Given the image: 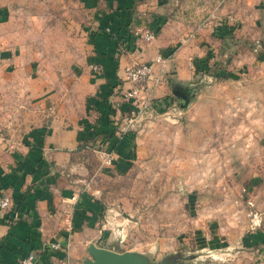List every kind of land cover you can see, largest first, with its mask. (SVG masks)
Returning a JSON list of instances; mask_svg holds the SVG:
<instances>
[{"label": "rangeland", "instance_id": "obj_1", "mask_svg": "<svg viewBox=\"0 0 264 264\" xmlns=\"http://www.w3.org/2000/svg\"><path fill=\"white\" fill-rule=\"evenodd\" d=\"M203 2H167L166 16L178 21L167 35H195L179 40L196 73L189 106L179 116L157 97L161 108L130 129L132 165L95 171L89 189L103 204L104 243L150 264H236L245 237L264 224V0H245L231 44L218 27H198L210 14ZM3 8L7 45L42 63L52 84L89 53L82 0H0ZM0 121L18 129L15 115Z\"/></svg>", "mask_w": 264, "mask_h": 264}, {"label": "crops", "instance_id": "obj_2", "mask_svg": "<svg viewBox=\"0 0 264 264\" xmlns=\"http://www.w3.org/2000/svg\"><path fill=\"white\" fill-rule=\"evenodd\" d=\"M82 2L89 53L58 74L54 84L41 73L42 63L24 59L17 45H7L1 33L7 13L0 9V107L4 110L0 114L15 115L18 121V129L10 131L0 121V200L4 196L11 200L8 207H0V264H18L30 252L36 253L37 264H62L67 252L53 247L57 242L71 243L72 264L90 258L88 247L93 242L115 250L103 241V204L89 189H97L95 171H125L134 162V134L124 130L133 111L121 98L122 90L130 87L125 67L133 60L150 61L157 54L169 58L165 82L155 89L164 106L178 101L175 85L195 84L190 50L185 56L181 38L176 41L167 35V27L178 23L166 16L168 0ZM203 3V11L210 14L198 27H218L231 44L239 30L230 27L239 23L245 0ZM211 17L222 21L213 26ZM192 21H187V27ZM156 28L155 40L142 38ZM93 64L100 69L93 70ZM90 157L97 160L94 169ZM68 215L70 231L65 223ZM245 240L247 247L236 252V264H264V224Z\"/></svg>", "mask_w": 264, "mask_h": 264}, {"label": "built area", "instance_id": "obj_3", "mask_svg": "<svg viewBox=\"0 0 264 264\" xmlns=\"http://www.w3.org/2000/svg\"><path fill=\"white\" fill-rule=\"evenodd\" d=\"M230 20L234 21V18L230 17ZM194 36V33H191L187 37H183L181 39L182 44L187 43ZM142 38L148 42L155 40L157 38L156 29L146 31L142 34ZM168 62L169 58L157 54L150 61L133 60L125 67L124 76L125 80L130 83V87L122 90L121 98L133 107L132 113L125 120V131H129L135 125L136 121L138 122L149 115L152 116L158 110L160 102L156 100L155 89L162 86L165 82L164 75L167 72ZM91 67L95 71L100 69V66L97 64H93ZM169 105V112H174L179 116L182 115L183 109L178 101H171ZM107 163H111L110 157L107 158ZM10 202V197L4 196L0 200V207L6 208L10 205ZM71 220L70 215L65 218L66 227L69 231L72 228ZM70 245V242L66 246H63L60 242L53 244L55 248L66 249L67 257L62 264H72L69 251ZM18 264H37L36 253L30 252L23 256Z\"/></svg>", "mask_w": 264, "mask_h": 264}, {"label": "water", "instance_id": "obj_4", "mask_svg": "<svg viewBox=\"0 0 264 264\" xmlns=\"http://www.w3.org/2000/svg\"><path fill=\"white\" fill-rule=\"evenodd\" d=\"M194 87L174 86V94L180 100L181 108L184 110L189 106ZM90 258L84 264H150L146 256L133 251L118 252L112 249L91 243L88 247Z\"/></svg>", "mask_w": 264, "mask_h": 264}, {"label": "trees", "instance_id": "obj_5", "mask_svg": "<svg viewBox=\"0 0 264 264\" xmlns=\"http://www.w3.org/2000/svg\"><path fill=\"white\" fill-rule=\"evenodd\" d=\"M156 32H157V33L159 32V29H158V28H156Z\"/></svg>", "mask_w": 264, "mask_h": 264}]
</instances>
